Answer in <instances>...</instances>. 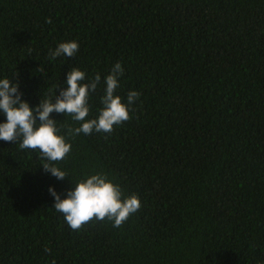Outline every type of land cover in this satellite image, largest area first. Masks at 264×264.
I'll return each instance as SVG.
<instances>
[{"label":"trees","instance_id":"obj_1","mask_svg":"<svg viewBox=\"0 0 264 264\" xmlns=\"http://www.w3.org/2000/svg\"><path fill=\"white\" fill-rule=\"evenodd\" d=\"M69 40L76 55L51 59ZM117 61L130 119L68 137L64 180L0 141V264H264V0H0V78L31 106L71 67L103 78ZM97 171L141 207L73 230L48 188Z\"/></svg>","mask_w":264,"mask_h":264},{"label":"clouds","instance_id":"obj_2","mask_svg":"<svg viewBox=\"0 0 264 264\" xmlns=\"http://www.w3.org/2000/svg\"><path fill=\"white\" fill-rule=\"evenodd\" d=\"M78 51L79 42L69 40L50 49L49 56L53 60L71 58ZM123 74L124 68L119 61L103 78L100 73L90 77L79 67H71L64 86L57 84L54 95L41 99L35 107L23 99L19 83L8 77L0 78V116L3 117L0 141H17L19 138L18 147L35 151L45 174L64 180L69 176L68 172L58 164L71 151L68 137L87 136L93 132L111 133L115 126L130 119V107L139 98V92L129 90L126 101L116 94ZM98 88H102V95L98 97L99 107L93 116L89 101ZM52 113L64 114L65 118L70 116L76 126L68 125L67 130L62 131ZM72 184L65 193L57 192L54 186H49L48 192L54 198L52 208L62 214L73 230L93 219H107L113 227H120L141 207L138 195H126L103 171L86 174Z\"/></svg>","mask_w":264,"mask_h":264}]
</instances>
